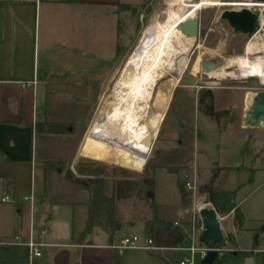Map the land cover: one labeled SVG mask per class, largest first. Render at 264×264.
<instances>
[{
  "label": "crops",
  "instance_id": "1",
  "mask_svg": "<svg viewBox=\"0 0 264 264\" xmlns=\"http://www.w3.org/2000/svg\"><path fill=\"white\" fill-rule=\"evenodd\" d=\"M152 1L0 0V264H114V257L124 264V252L105 229L95 227L80 237L87 219L86 189L66 180L84 194L74 188L67 193L70 200L57 202L52 198L50 185L61 184L58 179L62 176L60 171L46 169L45 163L63 164L66 159L36 160L35 125H61L42 134L45 143L74 138L72 124L87 119L97 104L98 91L112 81L128 54L123 37L128 22L121 20L124 10ZM120 5L126 8L118 11ZM240 118L234 126L242 132L251 129L241 127ZM112 124L97 113L87 136L112 141ZM251 137L264 142V136ZM76 151L74 147L68 158L71 170L82 148ZM226 217L231 222L228 233L237 244L236 231L242 228L237 227L232 212ZM14 237L21 243L12 242ZM29 238L40 244L39 258L30 259ZM149 238L156 245L153 251H167L159 252L158 259L178 262L177 234L155 229ZM237 250L253 253L222 264H264V246ZM246 258L251 261L246 262ZM139 259L136 264H158Z\"/></svg>",
  "mask_w": 264,
  "mask_h": 264
},
{
  "label": "rangeland",
  "instance_id": "2",
  "mask_svg": "<svg viewBox=\"0 0 264 264\" xmlns=\"http://www.w3.org/2000/svg\"><path fill=\"white\" fill-rule=\"evenodd\" d=\"M221 3H245L247 0H210ZM166 7V0H154L151 5L132 10H124L121 20L127 21V34L124 43L128 46V54L121 60L113 73L112 81L103 90L98 91L97 104L87 115V119L77 123L71 130L74 138L70 141L45 143L44 132H38L34 139V153L36 160L40 159H66L65 162L54 169L60 171L61 184L50 185L51 196L57 202L70 200V190H75L74 185L70 187L66 183V174L70 173L73 180L85 182L94 176L106 175L118 179H129L136 182L142 180V175L153 176V201L157 207V217L166 223L178 222L187 227L194 223L199 227L200 219L197 208L201 204L210 203L205 201V196L196 191L190 195L189 203H180L177 189V181H182V173L187 171L196 172L197 186L208 183L213 170L217 168H236L243 166L245 170L235 172L222 170L216 179L214 186L219 190H235L234 202L239 208L243 221L241 231H236L234 245L228 243V229L230 219L226 215L218 214L220 229L224 237L223 249L236 250L238 248L250 249L254 245L264 246V233L259 232L264 222V142L254 139L251 136H264V127L257 129H244L242 132L234 124H238L244 108V96L246 92H256L262 88L255 78L235 80L233 77H225L221 80H213L201 72L202 62H209L213 69H218L224 60L236 55H241L244 45L248 41L244 35L233 34L231 28L225 21L219 19L223 10H237L241 7L222 5L204 6L197 12L199 19V33L195 40V47L192 48L189 56V63L180 76L176 86L170 93L167 102L158 105L159 99L169 92L166 87L168 80L175 75H167L158 82L151 109L163 111V120L157 136L152 138L135 132L118 123H113L112 141L107 137H89L87 131L99 109L111 102L108 97L112 86L121 71L127 57L137 45L144 29L152 22L154 17L161 13ZM126 17L128 19H126ZM222 63V64H221ZM233 70H227L226 72ZM201 89H209L213 94L214 110L228 111V115L220 119L219 124L201 114L197 109L198 93ZM164 90V91H163ZM233 117V119H231ZM223 129L221 130V127ZM247 142V152L242 153ZM74 147L78 152L79 147L82 153L70 169V155ZM262 148V149H260ZM110 150H115L122 161L136 162L139 158L146 159L142 171L135 172L115 165L113 162L103 158ZM259 150H263L260 152ZM262 154V155H261ZM257 155V156H255ZM259 155H261L259 157ZM162 166L179 167L177 174H168ZM248 168V169H247ZM253 169L252 180L247 182ZM57 175V174H56ZM69 189V190H68ZM81 194L84 191L78 188ZM88 192V191H87ZM89 194V193H88ZM183 205V207H181ZM184 208L188 213L183 214ZM194 210V211H191ZM176 214H182L177 217ZM153 217L144 201L136 198V193L130 199L121 201L118 204V223L110 232L114 243L119 250L124 252V264H136L140 259L154 260L158 264H178L177 260H160L157 254L166 253L164 250L151 251L146 249L145 240L148 235V223H152ZM187 224V225H185ZM98 230V229H97ZM100 232V231H97ZM258 236V237H257ZM137 238L135 247L123 245L125 239ZM238 245V246H237ZM156 247V245L154 244ZM221 251V250H220ZM222 252V251H221ZM179 259L188 258V253L177 250ZM122 256V255H121ZM154 259H150L152 257ZM178 259V260H179ZM196 264L199 263L197 255Z\"/></svg>",
  "mask_w": 264,
  "mask_h": 264
},
{
  "label": "bare ground",
  "instance_id": "3",
  "mask_svg": "<svg viewBox=\"0 0 264 264\" xmlns=\"http://www.w3.org/2000/svg\"><path fill=\"white\" fill-rule=\"evenodd\" d=\"M257 7L264 12V3H221L210 0H166V7L144 29L139 41L127 57L108 96L111 102L103 105L99 115L113 123L148 137H156L163 120V111L151 109L155 88L167 75L168 94L159 99L167 102L170 93L189 63L194 40L177 29L179 23L197 15L204 6ZM260 31L246 42L241 55L224 60L221 67L206 74L213 80L233 77L235 80L255 78L264 85V15ZM233 70L232 72H226ZM249 93L246 95V100ZM203 204L199 205L202 207Z\"/></svg>",
  "mask_w": 264,
  "mask_h": 264
},
{
  "label": "trees",
  "instance_id": "4",
  "mask_svg": "<svg viewBox=\"0 0 264 264\" xmlns=\"http://www.w3.org/2000/svg\"><path fill=\"white\" fill-rule=\"evenodd\" d=\"M154 1L142 6L146 7L151 5ZM125 6H118V11L125 9ZM119 52V46L118 50ZM197 109L208 119L215 121L217 125L219 124L220 119L226 117L228 115V111H215L214 110V99L211 90L209 89H201L198 93L197 98ZM233 119V117H231ZM60 124L47 123V122H38L35 125L36 131L38 132H53L56 131V128H60ZM223 126L221 127V130ZM247 142L244 145L242 153L247 152ZM257 156V155H255ZM103 158L113 162L115 165L121 166L123 168L133 170L135 172H140L144 168L146 164V159L139 158L136 162H127L122 161L120 156L115 150H110L106 155L102 156ZM61 165V162H46V169H57ZM165 168L168 174H177V170L179 167L175 166H162ZM248 169V168H247ZM222 170H232L235 172H239L241 170H245L243 166H239L236 168H217L213 170L212 176L208 183L201 185L198 187V193L205 196V201L210 203L212 207L215 209L216 213L227 215L230 212L233 213L234 219L236 221L237 227H241L243 217L239 210V208L235 205L234 196L235 190L226 191L219 190L214 186L216 179L219 176V172ZM250 177L247 182H251L253 169H250ZM67 180L81 185L84 189H86L89 193V200L87 203V219L84 227V231L80 235L88 233L95 227H100L105 229L107 232H111L115 224L118 223V204L121 201H125L131 198L133 194L136 193V198L140 201H144L149 209L150 214L153 217L152 223H148V235L152 236L153 231L155 229H164V225L166 222L157 217V207L153 201V185L154 179L153 176L149 177L146 174L142 175V180L140 182H136L134 180L129 179H118L115 180L113 178L107 177L106 175L102 176H94L85 182H77L73 180L72 176L69 172H67L66 177ZM84 183V184H83ZM177 189L179 193L180 203L187 204L189 203L190 194L184 190V183L181 180L177 181ZM150 192L148 195L147 193ZM187 225V224H185ZM259 232L264 233V222L261 226ZM178 237L181 244H184V238L180 232H178ZM79 237V238H80ZM256 239H254L253 248L256 247ZM225 241V240H224ZM224 243V242H223ZM216 246L217 249H220L222 252L216 258L213 264H222L228 262L234 258H245L250 257L253 253V250L250 251H240L223 249L222 246ZM228 243L234 245V238L231 234L228 235ZM233 252H236L234 255ZM114 264H120L117 257H114Z\"/></svg>",
  "mask_w": 264,
  "mask_h": 264
},
{
  "label": "water",
  "instance_id": "5",
  "mask_svg": "<svg viewBox=\"0 0 264 264\" xmlns=\"http://www.w3.org/2000/svg\"><path fill=\"white\" fill-rule=\"evenodd\" d=\"M247 1L251 4L264 3V0ZM262 15H264V12L262 14L260 8L242 7L237 10H223L220 13L219 19L227 23L233 34L244 35L250 40L260 31ZM177 29L186 38L193 39L195 43L199 33V19L197 15L179 23ZM200 69L202 73L208 74L213 70V67L209 62H202ZM261 86L260 90L250 92L247 100L244 101V108L240 118V125L243 128L254 129L264 127V85ZM147 194L149 195L150 192ZM198 216L201 223L198 241L209 249L200 261V264H213L218 257V252L214 248L224 242L217 213L213 207L203 204L202 207L198 208ZM164 229L178 234L177 228L170 223H166ZM233 254L235 255L236 252H233ZM250 261L251 258H246V262Z\"/></svg>",
  "mask_w": 264,
  "mask_h": 264
},
{
  "label": "built area",
  "instance_id": "6",
  "mask_svg": "<svg viewBox=\"0 0 264 264\" xmlns=\"http://www.w3.org/2000/svg\"><path fill=\"white\" fill-rule=\"evenodd\" d=\"M182 181L184 183V190L190 195L194 194L198 190L196 172L194 170L192 173L187 171L183 172ZM26 199L30 200L31 198L24 197V200ZM198 208H197V212H198ZM184 213L185 214L188 213V208H184ZM172 225L177 228L178 232H180L184 238V244L180 243V246L177 249L186 251L189 255L188 258H182L178 260V264H196V259H195L196 255L198 257V261L200 262L209 250L198 241V237L201 230V223L199 224V227H195L193 222L189 223L187 227L183 226L178 222H175ZM12 242L21 243V240L19 237H14L12 239ZM136 242H137V238L133 237L131 239H125L123 241V245L128 247H135ZM26 245L29 250L30 259L39 258L41 256L40 244L36 243L32 238H29L27 240ZM145 246L146 249L148 250L156 249L153 240L150 238L145 240ZM214 250L218 252V255L221 254L220 249H217L215 247Z\"/></svg>",
  "mask_w": 264,
  "mask_h": 264
},
{
  "label": "flooded vegetation",
  "instance_id": "7",
  "mask_svg": "<svg viewBox=\"0 0 264 264\" xmlns=\"http://www.w3.org/2000/svg\"><path fill=\"white\" fill-rule=\"evenodd\" d=\"M237 56V55H236Z\"/></svg>",
  "mask_w": 264,
  "mask_h": 264
}]
</instances>
